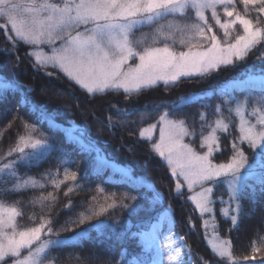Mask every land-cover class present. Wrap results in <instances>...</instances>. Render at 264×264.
I'll return each mask as SVG.
<instances>
[{"label":"snow or ice","instance_id":"obj_1","mask_svg":"<svg viewBox=\"0 0 264 264\" xmlns=\"http://www.w3.org/2000/svg\"><path fill=\"white\" fill-rule=\"evenodd\" d=\"M238 4L243 5L242 10ZM0 21V29L13 50L20 43L29 48L27 55L34 60V71L54 69L90 98L120 92L125 98L138 97L161 84L167 91L178 87L182 80L199 78V82H204L214 72L245 61L257 46L264 49V0H0ZM143 27L152 31L137 37L135 33ZM256 59L264 62V50H258ZM45 75L53 77L54 73L45 71ZM229 83L235 86L232 91L245 93L243 98L227 89H206L181 95L171 102L112 108L121 126L133 116L138 115L139 120L132 123L144 124L153 113L159 114L153 122L139 128L138 137L170 170L175 178V196L183 202L185 189L191 193L186 199L199 213L206 246L212 255L223 264H242L255 261L258 256L264 262V236L257 233L250 253L237 256L232 240L220 235L215 220V205L219 203L221 218L231 224L227 231L238 230L244 214L242 201L247 199L255 204L264 197V69L250 68ZM24 88L32 91L28 86ZM18 90L20 86L15 81L0 78V99L7 91ZM209 93L219 95L220 103L214 107L205 103L211 99ZM193 103H199L202 110L212 108L215 116L209 121L206 111L198 113L199 148L206 151L197 150L195 123L190 126L182 112ZM20 106L28 107L39 122H47L52 130L59 127L44 107L34 104L23 91ZM225 109L229 116L238 117L239 136L231 142V155L217 162L216 154H223L218 133H228L231 124L224 115ZM21 123L24 133L18 134L15 145L0 156V264H54L58 257L52 255L53 250L82 247L85 240L93 238V232L97 239H121L125 235L121 220L116 218L110 223L101 217H109L117 209L127 210L129 215L137 213L138 201L144 198L140 190L145 187L151 192L150 204L159 205L163 212L131 232L130 238L137 239L141 252L128 259L127 249L122 248L116 264H193L190 246L174 230L171 205L163 208V194L127 169H120L124 182L139 191V196L130 191L109 193L97 185V195L81 201L82 210L69 215L58 228L53 226L51 215H41L36 224L35 213L27 216L33 226L23 224L26 213L22 200L8 202L3 197L44 189L47 185L43 181H49L57 192L61 185L72 181L64 193L66 197L83 185L77 179L78 173L71 170L73 162L65 158L64 150L43 133L37 135L35 124L22 118ZM105 126L109 130L117 126L112 116ZM205 128L210 129L207 135ZM186 137L191 140L186 142ZM242 145L252 149L251 157ZM223 149L227 150V146ZM53 152L59 153L58 163L65 165L62 180L57 178L59 169L56 173L46 171L39 178L20 174V166L36 167ZM221 186L227 199L223 198L224 193L217 197L216 189ZM98 197L104 202L100 203ZM57 202V196L48 192L30 198L28 206L39 205L42 210L47 207L51 213ZM75 207L69 200L63 211L72 213ZM163 222L167 223L166 231H162ZM189 227L195 228L191 216ZM105 229H110V234ZM65 232L71 234L61 235ZM200 260L201 264H209L203 257Z\"/></svg>","mask_w":264,"mask_h":264},{"label":"trees","instance_id":"obj_2","mask_svg":"<svg viewBox=\"0 0 264 264\" xmlns=\"http://www.w3.org/2000/svg\"><path fill=\"white\" fill-rule=\"evenodd\" d=\"M239 9H243L242 4H238ZM150 27H143L138 32H144ZM220 35H222L220 33ZM0 49H8L6 53L0 50V76L9 81H15L20 86L18 91H7L0 99V156H3L10 147L14 146L17 141L18 134H23L24 129L21 123V118L29 124H35L39 135L43 133L49 140L64 150L65 158L73 163L70 164L72 171L78 173L77 179L82 183L83 188L69 193L66 197L64 195L68 186L72 185V181H67L61 185L60 190L57 192L50 185L49 181H43L47 186L44 189L29 190L18 195H8L3 199L8 202L14 200H22V207L26 213V218L22 221L23 224L33 226L32 222L27 220L28 215L35 213V223L40 222L41 215H51L53 218V226L58 228L61 223L69 215L81 211V201H88L91 196L97 195L95 192L97 185H102L107 192H132L133 195H140L139 191L130 189L124 182L122 175H111L109 168L102 170L98 169L100 161H98L97 151L87 150L82 148L77 142L70 140L65 131L57 128L52 130L47 122H39L36 115L32 114L28 107L17 106L21 99V91L24 92L34 104L41 105L50 116L57 122L65 125L76 124L80 129H83V136L93 146H96L102 153L106 154L107 158L111 161L118 162L125 166H129L133 171L135 177L142 178L144 184L150 183L155 186V189L163 194V208L171 205L176 220L177 227L181 233L185 235L188 245L191 247L192 257L194 258L193 264H201L200 258L203 257L209 261V264H223L218 258L214 257L210 249L206 246L204 239V230L202 228V221L199 217L198 211L194 210V206L190 201H187L186 194L184 201L177 198L174 194L175 180L171 176L170 170L166 164L155 154L148 151V144L139 139L138 132L140 127H144L152 119L158 117V113H153L144 124L132 123L138 121L139 116L130 118V122L121 126V121L116 119L117 113L112 108V105H117L119 108H141L145 103L149 105L160 102H171L176 100L181 95H186L191 92H200L206 89H216L223 91L225 89L232 91L230 81L234 77H238L245 70L250 68L264 69V62L257 61L256 56L260 46L250 53L247 59L239 62L235 66H228L222 68L219 72H214L210 77L206 78L204 82H199V78L192 80H182L178 87L170 88L165 91L161 84L158 88L141 93L140 96H131L125 98L123 92L109 93L105 96H97L90 98L89 95L81 90L79 86L70 82L62 73L53 72V77L45 75L44 70L34 71L32 64L33 58L27 55L29 48L24 44H18L14 50L12 43L7 39L6 34L0 30ZM14 53V54H13ZM19 57V61L17 60ZM24 86H28L32 91H27ZM232 94L237 98H243L244 94L240 90L232 91ZM211 99L204 101L213 105V107L220 103L219 95H211ZM199 111H206L208 120L212 121L215 116L212 115L213 109L202 110L199 103H193L188 107L183 108L182 112L187 115L189 125L195 123L198 135L195 138V146L199 150L200 142V120ZM224 115L231 120L228 133H218L221 136V144L223 154H216V161L220 162L225 160L231 155L230 146L231 142L239 136L238 124L239 119L234 114L229 116L225 109ZM16 117L14 120L13 117ZM112 116L116 127L109 130L105 125L107 124L108 117ZM11 123V127H7ZM210 131L205 128L204 134ZM191 139L188 138V141ZM227 146V150L223 146ZM246 154L251 157L252 149L247 145H242ZM131 149V151H129ZM59 155L57 152L51 155L36 167L26 168L19 167L21 175L27 173L28 175L40 177L42 173L51 170L53 173H58V179H63V168L65 165H60L56 159ZM11 183V182H10ZM91 188L92 191H87ZM140 191L144 192V198L138 201L140 207L137 213L129 215L127 210L117 209L109 217H101V219H108L113 222L119 218L123 225L125 235L121 239L115 236L112 239L101 237L96 238V233H92L91 240H85L82 247H64L53 250L52 255L58 257L54 261L56 264H116L122 248L127 249V258L131 259L133 254H139L141 248L138 246V241L135 238H130L131 232L137 231L142 224L147 223L152 218L156 217L163 209L157 205L153 207L150 204L151 192L148 188H142ZM48 192H53L58 199L54 210L49 213L48 208L43 210L39 205L36 207L28 206V201L32 197H38L41 194L47 195ZM224 193V187L221 186L216 189V194L221 195ZM248 194L247 191L245 193ZM71 200L76 207L72 213L63 211L64 206ZM100 203H103V198L98 197ZM244 214L240 221L238 230L228 232L231 224L225 222L221 218L220 210L221 205H215V220L219 226V233L222 236H228L232 240L234 253L237 256L248 255L250 253V245L254 239L257 238V233L264 236V197L258 203H251L245 199L242 201ZM87 207V204L84 205ZM189 216L195 225L194 230L189 227ZM83 227V226H81ZM110 229H105V232L110 234ZM71 233H61V235H70ZM72 253L73 256L69 257L67 254ZM78 254L79 258H76ZM96 257V259H90ZM242 264H264L260 256L255 261L249 260L242 262Z\"/></svg>","mask_w":264,"mask_h":264},{"label":"rangeland","instance_id":"obj_3","mask_svg":"<svg viewBox=\"0 0 264 264\" xmlns=\"http://www.w3.org/2000/svg\"><path fill=\"white\" fill-rule=\"evenodd\" d=\"M0 23H2V21H0ZM142 29V28H141ZM1 30V29H0ZM4 32V30H2ZM152 31V28L148 29L147 31H144V32H136L135 35L137 37H139L142 33H150ZM5 33V32H4ZM222 34V33H221ZM241 34H242V31H241ZM8 35H11V33H8ZM236 35V33H233V37ZM207 46V45H205ZM47 50V49H46ZM41 70H44V69H41ZM44 71H49V72H55L56 70L54 69H51V68H48L47 70H44ZM58 72V71H57ZM0 78H4V77H1ZM231 87H234V85H231ZM20 105V101H19V104L17 106ZM153 116V115H152ZM157 118V117H156ZM53 119V118H52ZM55 120V119H54ZM155 120L152 119L151 122H153ZM56 121V120H55ZM150 123V122H149ZM56 124L59 126L58 128L59 129H62L65 131L67 137L70 139V140H73L75 142H77L82 148H86L87 150H92V151H97V157H98V161H100V164L98 166V169L102 170V169H106V168H109L110 171H111V175H113V177L115 175H122L121 174V171L120 169H127L133 176V171L131 170V168L128 166H125L123 164H120V163H116L114 161H111L110 159L107 158L106 154L102 153L96 146H93L88 140L85 139V137L83 136V129H80L76 124H71V125H65L63 123H59L56 121ZM146 126V125H145ZM207 135V134H206ZM188 138L189 137H186L185 140L186 142H189L188 141ZM191 139V138H190ZM197 148V147H196ZM198 151H206V149L204 150H199L197 148ZM218 162V161H217ZM174 178V177H173ZM175 180V178H174ZM143 182V180H142ZM144 183V182H143ZM146 184H149V183H146ZM153 185V184H151ZM185 194H186V197L187 195H190L191 193H188L187 192V189H185ZM220 195H218L217 197H219ZM224 199H227V195L225 197H223ZM194 206V205H193ZM163 210L160 212V214H162ZM205 219H208V217L206 216ZM211 228H212V225L211 223L209 224V231H211ZM167 229V223L166 222H163L162 223V231H166ZM175 232L179 235V236H182L184 238V243H186L188 245V242L186 240V237L184 234L181 233L180 229L177 227V224H176V220H175ZM221 235V233H220ZM222 236V235H221ZM180 242L178 241L177 242V246H179ZM189 246V245H188ZM191 249V247H190ZM185 253H187L188 249H185L184 250ZM192 261H194V258L192 257ZM56 264V263H54Z\"/></svg>","mask_w":264,"mask_h":264}]
</instances>
